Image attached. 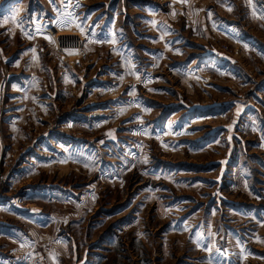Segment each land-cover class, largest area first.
Here are the masks:
<instances>
[{"label": "rangeland", "instance_id": "rangeland-1", "mask_svg": "<svg viewBox=\"0 0 264 264\" xmlns=\"http://www.w3.org/2000/svg\"><path fill=\"white\" fill-rule=\"evenodd\" d=\"M56 241L264 264V0H0V261Z\"/></svg>", "mask_w": 264, "mask_h": 264}, {"label": "crops", "instance_id": "crops-1", "mask_svg": "<svg viewBox=\"0 0 264 264\" xmlns=\"http://www.w3.org/2000/svg\"><path fill=\"white\" fill-rule=\"evenodd\" d=\"M28 213L31 215L30 211ZM33 213H34V211H32V214ZM32 236L36 237L37 235L33 233ZM41 238L42 237L38 236V240ZM46 238H47L46 240H48V241L51 240L52 243H54L55 237L53 234L52 235L48 234V236H46ZM11 242L14 243V248L12 250H10V252L13 256H15V260H17L18 255H17V249L16 248H18V247H16V245L18 246L19 242L17 240H15V238ZM52 243H50V244H51V246H53V249L50 251V256H47L48 260L46 261V264H62V260H64L65 257H69V251H66V254H65V250L62 249V245L60 244V241H56V245H53ZM42 245L46 246V245H48V243L42 242ZM59 248H61V249H59ZM34 255H33V257H30L31 263H29V264H36L39 262V261L35 262ZM21 259L23 260V258H21ZM2 262H4V261L3 260L0 261V264H4ZM22 263H23V261H21V264Z\"/></svg>", "mask_w": 264, "mask_h": 264}, {"label": "snow or ice", "instance_id": "snow-or-ice-1", "mask_svg": "<svg viewBox=\"0 0 264 264\" xmlns=\"http://www.w3.org/2000/svg\"><path fill=\"white\" fill-rule=\"evenodd\" d=\"M77 7H79V5H77ZM228 10L231 11V8H228ZM209 15H211V13H209ZM69 16H71V13H69ZM13 21L15 22V18H14V17H13ZM73 22H74V20H73ZM61 23H62L63 26H67V25H68V21H62ZM76 27L79 28L81 34H84V32H85L84 27H82V26L79 25V24H76ZM95 36H96V34L93 33V37H95ZM45 38H46V39H49V41L51 42V37H45ZM95 42H109V43H115L114 40H107V38H105V41H100L99 39H96ZM66 51H68V50L66 49ZM70 54H74V52H71ZM34 58H35V57H34ZM132 74H133V75H137V78H139V76H138L137 73H132ZM121 79H122V77H121ZM145 82H150V81H145ZM133 90H134V89H133ZM129 94H131V90H130ZM145 111H147V109H145ZM108 135H111V133H108ZM93 199H95L94 196H93ZM208 250L210 251V249H208Z\"/></svg>", "mask_w": 264, "mask_h": 264}]
</instances>
